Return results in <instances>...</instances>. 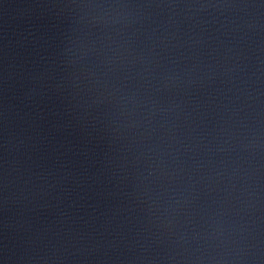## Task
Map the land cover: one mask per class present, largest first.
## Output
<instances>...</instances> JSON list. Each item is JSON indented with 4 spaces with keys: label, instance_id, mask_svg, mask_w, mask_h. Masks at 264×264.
<instances>
[{
    "label": "water",
    "instance_id": "obj_1",
    "mask_svg": "<svg viewBox=\"0 0 264 264\" xmlns=\"http://www.w3.org/2000/svg\"><path fill=\"white\" fill-rule=\"evenodd\" d=\"M0 264H264V0H0Z\"/></svg>",
    "mask_w": 264,
    "mask_h": 264
}]
</instances>
